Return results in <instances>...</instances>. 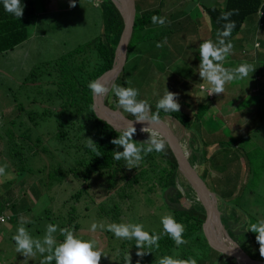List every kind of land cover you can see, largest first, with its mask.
Masks as SVG:
<instances>
[{
  "label": "trees",
  "instance_id": "16d2710c",
  "mask_svg": "<svg viewBox=\"0 0 264 264\" xmlns=\"http://www.w3.org/2000/svg\"><path fill=\"white\" fill-rule=\"evenodd\" d=\"M83 1L87 2V6L100 12L101 22L98 33L54 58L32 64L22 76L21 81L15 83L16 86L6 83V94L10 93L12 96L10 102L14 103L16 108L7 114L2 110V107L0 108V121L7 117L11 125H8L7 120L0 123V144H2L0 152L5 157V162L0 159V165L7 164L8 166L3 178L10 180L14 175L23 177L27 175L26 170L31 172L34 169L29 163L34 155L39 153L37 144L42 141V134L34 126L39 125L46 117L53 116L56 126L53 131L49 130L47 135L51 137L53 151L58 154L59 159L57 164L48 171V174L51 178L60 180L67 173H71L74 178L81 181V186L72 194L75 199H78L83 192L93 199V194L90 191L91 182L99 178L100 184L103 185L102 194L110 195L107 199H110L111 203L109 207H105L103 203L99 205L96 212L98 222H102L100 221L101 216L105 217L109 224L123 222L120 218L123 209L118 201L111 197L113 195L111 192L114 191V194L120 199L131 198L134 186H138L142 188L146 202L155 200L150 195L151 192H154V196L162 200V204L171 213V216L177 222L185 225L184 239L188 241L187 244L177 247L171 237L164 233L163 227L156 228L154 233L161 237L158 241L159 247L143 249V251L151 252H145L142 257L137 255L138 249L135 240L118 239L105 227L102 230L111 241L109 247L104 250V256L106 258L110 256L112 264H127L128 257H130V264H158L159 259L166 255H173L180 259L192 257L197 260V264H237L233 256L221 254L209 245L202 227L205 209L197 198L194 188L178 169L177 161L166 141L165 151L149 153L136 168H129L123 159L119 161L114 159V151H123L122 146L117 147L111 143L112 139L118 138L119 133L116 128L94 113L92 92L88 88V84L112 65L114 50L123 27V19L112 0H76L75 6L80 7V3L84 6ZM172 1L180 3L181 0ZM35 3L36 0H21V4H24L25 7L22 17L18 19L5 11L3 0H0V54L15 49L18 44L33 36L32 25L39 21L38 17L42 18L45 15L44 9L38 10ZM97 3L98 6H96ZM164 4V0H135L136 12L128 43V56L113 84L128 87V63L130 66L132 64L136 66L137 73H146L144 67H139L137 62L134 63V57L139 54L129 53L131 41L134 37L149 33L153 29L161 30L163 28L159 24L152 23L153 15L166 18L175 16L174 14L179 8L168 11L165 10ZM190 7H182L181 11ZM191 8L188 12L185 10V14L192 18L196 10ZM233 9L238 10V14H234L230 18L235 21V28L227 39L232 42L234 47H239L241 33L254 36V31L257 28L261 29L257 37L262 41L263 46L260 47L262 51L259 55L249 56L250 64L254 66L255 70L243 79L244 83L248 84L251 78L255 79L253 75H264V0H218L217 3H204L201 10L207 21L205 23L203 19L194 29L200 32V29L207 26L201 39L211 37V40L213 38L216 40L217 31L222 30L223 23H225L224 21L218 22V18L222 12ZM164 12L167 14H163ZM50 14L54 15L55 13L50 12ZM252 17L255 23L246 29L247 23L245 24V22L251 23L250 18ZM259 21L262 22L261 26H258ZM38 25L39 23L36 24L34 33L36 29L38 30ZM196 38L198 40L199 35ZM187 40L190 41L188 46L192 47L195 39ZM237 59H242H239L238 51L232 52L227 59L228 65H236ZM250 76L252 77L250 78ZM258 80L260 79L257 78V82ZM261 90L251 92L250 94L256 95L249 97V101L241 99V105L244 103L242 107L254 112L251 113L253 117H259L257 118L260 121L258 125L264 120V100L260 102L259 93ZM212 95L208 98L211 99ZM24 98L37 102L36 106L25 109ZM104 100L111 107L117 106L118 98L111 91L108 92ZM147 102L150 105V116L158 115L163 118L165 115H170L190 130L187 144L183 146L180 138L179 141L190 162L201 165L199 171L203 179L205 176L210 181L211 186L207 185L216 194L223 224L231 237L243 248L263 260L264 257H260V246L256 240L257 234L247 230L250 223L264 219V200L260 201L258 192L255 191L257 181L264 177V151L256 142L250 148V145H253L251 142L248 145L251 136H244L255 127L238 134L234 129L231 128L233 131L231 133L228 127H224L225 133L222 132L221 125L213 126L212 113L204 116L208 111L207 105L209 104L205 101L197 102L196 100L193 103L192 118L182 109L179 112L168 113L159 110L157 113L155 106L158 100ZM178 102L180 105L184 104ZM20 111L26 113L24 115L28 117L29 121L18 117ZM126 115L133 117L130 113ZM14 126H17L15 127L17 130L13 128ZM35 130L38 134L32 141L31 134ZM89 138L97 144V149L102 155L96 156L86 146ZM148 138L149 133L142 132L140 129H137L133 135V140L137 144L145 143ZM215 146H217L215 151L208 155ZM241 147L245 156L242 158L243 162L239 156ZM41 150L51 149L42 146ZM38 188V190H42L41 185ZM252 194L255 195L252 196ZM241 201L248 205L245 206ZM6 203L12 208L13 213H16L15 203L9 201ZM25 204L29 203L25 202ZM24 205H22V209L25 210ZM4 207L5 205L1 203L0 232L3 231L1 223L11 216V213L3 212ZM26 207L30 208L31 205ZM45 209H47L44 212L45 215H49V211L52 212L50 207ZM57 215L60 228L68 227L75 231L83 225L75 213L73 204L69 206L66 214L58 213ZM56 236L58 240H63V236L59 232L56 233ZM4 242L6 241L4 240ZM52 264H55V261Z\"/></svg>",
  "mask_w": 264,
  "mask_h": 264
},
{
  "label": "rangeland",
  "instance_id": "374dc122",
  "mask_svg": "<svg viewBox=\"0 0 264 264\" xmlns=\"http://www.w3.org/2000/svg\"><path fill=\"white\" fill-rule=\"evenodd\" d=\"M164 1L165 10L167 9L170 11L171 9H179L174 14L175 16L167 18L171 23L162 26L163 28L161 30L153 29L149 33L139 35L132 39L129 53L133 55L139 54L134 57V63L137 62L139 63V67H144L146 73H137L135 70L136 66L134 64L130 66L128 63V87L131 86L139 90L138 99L150 100L153 102L162 98L167 90L177 93L178 101L184 103L181 105L180 109L187 112L191 118L194 112L192 109L193 103L196 100L197 102L205 101L209 104L207 105L208 111L204 116L212 113L211 116L214 120H212L213 126L217 127V124L221 125V130L224 133V127H228L231 133H233L232 130L234 129L236 134H238L249 131V129L257 126L260 122L259 119L248 117L247 115L250 112L249 109L243 108L242 106L244 103L241 105L240 102L241 99H247L249 101V97L256 95L250 93L256 90L257 86L255 82L257 78H261V76L257 74L256 76L253 75L255 77L253 80L251 78L252 76H250L251 79L248 84L244 83L243 80L241 82L238 80L228 83L225 85V92L217 94V97L215 96L213 100L208 98L210 95H208L206 91V82L204 85L201 84L203 80L199 75V45L204 40H211V37L200 40L203 38L202 35L204 34V30H207V26H204V29L202 28L203 30L200 29V32L194 29V27L203 21L204 18L202 17L203 12L201 6L204 3H209L210 0H181L180 3L172 0ZM83 2L84 6L80 3V7H71L70 0H47L46 7L50 9L47 10L45 8L43 10L45 15L42 18L38 17L37 19H39V21L32 25L33 36H30L29 39L18 44L15 49L4 51L0 54V108L2 107V110L6 114L16 108V105L10 102L12 97L10 93H8V95L6 94V83L16 86L17 82L21 81L22 76L25 75L32 64L38 63L44 59L54 58L98 33L99 23L101 22L100 12L91 6H87V2ZM36 4L42 7L43 0H36ZM190 5L196 10L193 16L191 14L192 18L186 16L185 8L181 11L182 7H190ZM191 7L187 9L186 12L190 11L192 9ZM179 11L181 12L179 13ZM50 12L55 14L52 15ZM163 14H167V12ZM250 20L251 23L248 21L245 22V24L247 23L246 29L248 27L250 28L252 24L255 23L253 17L250 18ZM38 23V30L36 29L34 33L35 26ZM261 24L262 22L259 21L258 26H261ZM259 31H261V29L257 28L254 31V36L248 37L251 41H245L244 47L247 44V47L251 46V49L257 50L259 47L263 46L261 39L257 37ZM198 35L199 39L197 41L196 36ZM189 38L195 39L192 47L188 46L190 41L187 39ZM212 40L216 41L214 38ZM165 41L166 43H164L162 48L156 47L157 42ZM187 47H189V50L185 51ZM245 50L244 48L243 51ZM227 59L223 65L226 68H234L245 62L250 63L249 58H242L241 60L237 59V62H235L236 66H229ZM263 79L264 77H262V80ZM107 94L105 97H107ZM23 95L24 93L22 96ZM36 103L37 102L31 100L23 101L25 109L35 107ZM116 103V107L120 108L118 102ZM121 110L124 114L128 113L123 109ZM24 114L26 113L20 111L18 117L23 118L25 121H29L28 117ZM163 118L180 138L181 142H183V146H185L188 141L190 130L184 127L179 120L170 115H165ZM6 120L7 117L5 120H1L0 123ZM7 123L11 126L8 120ZM55 126L56 124L53 116L46 117L39 125L34 126V128L42 134V141L37 144L39 153L35 154L29 163L34 168L31 172L26 170L25 173L27 175L23 177L14 175L10 180H6L3 176H0V204L3 203L5 205L3 209L4 213H11V216H9L5 222L1 223V229H3V231L0 232V264H39L43 259L39 254L35 258L25 259L23 254L16 252V245L12 237L16 234L21 217L31 220V223L25 225V227L29 230L33 238H42L45 234L46 226L49 223L58 225L60 222L57 214H66L67 209L72 204L75 206L76 215L80 218L81 222H83L82 227L75 230L74 233L83 239L97 240L98 247L103 252L100 264H112L110 256L108 258L104 256V250L109 247L111 240L108 239L104 230L100 228H97L95 232L91 230V225L94 222L100 223L97 221L96 217L99 205L103 203L105 207H109L111 203V200L107 199L110 195L102 194L101 190L103 185L100 184V179L98 178L91 182L90 191L93 194V199H90L85 192H83L78 199H75L72 197V194L81 186V181L74 178L71 173H67L60 180L53 179L48 174V171L52 169L53 165L57 164L59 159L58 154L53 151V141H51V137L49 136V138L47 135L49 134L48 131H53ZM15 127L17 126L13 128ZM255 130H252V133L249 132L244 135L247 137L251 135L248 145H250V142L253 145H250V148L254 146L253 138ZM217 131L218 129L216 128V132ZM36 134H38L36 130L32 132V141L35 140ZM1 145L2 144H0V148ZM42 146H46L51 150H41ZM216 147L217 146L211 149L208 155L213 153ZM261 149L263 148L261 147ZM187 150L189 151V149ZM237 152H239V149H237ZM239 156L240 160L245 157L242 147ZM0 159L5 162V157L2 152H0ZM196 166L198 170H201V165L198 164ZM9 170L11 169L9 168ZM204 180L211 186L210 181L205 176ZM40 185L42 186L41 191L38 190V186ZM255 191L259 193H257L259 200H264V177L262 180L257 181ZM111 193L113 194L111 197L118 201L120 207L123 209L120 215L123 222L142 223L145 230L149 231L150 234L154 233L156 228L163 227L161 223V218L163 216L171 215L162 204V200L154 196V192H151L150 195L155 200L146 202L141 187L134 186L131 198L120 199L114 194V191ZM254 195L255 194H252V196ZM8 201L15 203L16 213H13L11 210L12 208L9 207L7 203L5 204V202ZM25 202L29 204H25ZM241 203L245 206L248 205V203L242 201ZM22 205L25 206V210L24 208L22 209ZM27 205H31V207H26ZM48 207L51 208L52 212L49 211L50 214L45 215L44 212L47 210L45 208ZM100 221L105 225L109 224L105 217L101 216ZM4 240L6 242H4ZM258 255L260 256V254Z\"/></svg>",
  "mask_w": 264,
  "mask_h": 264
},
{
  "label": "clouds",
  "instance_id": "9594fccd",
  "mask_svg": "<svg viewBox=\"0 0 264 264\" xmlns=\"http://www.w3.org/2000/svg\"><path fill=\"white\" fill-rule=\"evenodd\" d=\"M76 0H70V6L75 7ZM3 6L6 12L12 14L20 19L23 15L24 4L21 0H3ZM98 6V3L97 5ZM238 14V10L222 12L219 21H224L222 30L217 31V39L204 40L199 45L200 64L199 75L204 84L206 82V91L209 94H221L225 92V85L231 82L242 80L253 73L254 66L250 63H241L234 68L224 67V62L229 55L232 54L234 45L229 38L235 28V21L230 18ZM152 23L165 26L171 22L163 16H152ZM165 42H157L156 47L162 48ZM88 88L94 96H104L111 91L118 98V105L124 111L130 113L135 117V122H159L158 115L149 116L150 105L146 100L138 99L139 90L134 87H123L112 84L109 86L106 82H101L100 79L89 82ZM178 94L166 91L162 98L156 103L157 113L159 110L168 112H179L181 105L178 102ZM149 127L141 128L142 132L149 133L148 140L143 144H137L133 140V135L137 129L134 123H129L127 126L117 128L119 133L118 138L111 140L113 145L123 148V151H114V159L119 161L123 159L129 168L138 167L143 161L144 157L149 153L163 152L166 148V142L158 131H149ZM97 144L88 139L87 147L91 149L96 156L102 155L98 149ZM7 164L0 165V176L6 174ZM31 220L21 217L20 224L17 228L16 234L12 237L16 245V252L23 254L25 259L35 258L38 254L43 257L39 264H100L103 252L98 247V242L95 239H83L77 236L71 228H60L56 224L49 223L46 226L45 234L42 238H33L25 225L30 224ZM164 233L171 237L176 246L187 244L188 241L184 239L185 225L179 223L171 215H165L161 218ZM112 232L118 239L135 240L137 246V255L143 256L145 252L143 249L158 248L160 235L145 230L142 223H93L91 230L96 231L97 228ZM247 230L256 233V240L259 243V251L264 257V219L255 223H250ZM59 232L63 236V240H58L56 233ZM127 264H130V257L127 259ZM158 264H197L195 258L189 257L187 259L175 258L173 255H166L159 259Z\"/></svg>",
  "mask_w": 264,
  "mask_h": 264
},
{
  "label": "water",
  "instance_id": "95a60500",
  "mask_svg": "<svg viewBox=\"0 0 264 264\" xmlns=\"http://www.w3.org/2000/svg\"><path fill=\"white\" fill-rule=\"evenodd\" d=\"M112 1L122 16L123 27L114 50L112 65L95 78V80L100 79L101 82H106L109 86L113 84L114 79L127 59L128 43L132 34L136 12L135 0ZM104 98L105 95L94 96L92 94V108L97 117L105 120L116 129L127 126L132 122L137 129L149 127V129L158 131L167 142L177 161L178 169L194 188L197 198L205 209V219L202 227L209 245L221 254L233 256L237 264H264V260L253 256L252 253L231 237L221 219L215 192L208 187L197 166L190 162L186 151L179 141V137L171 129L167 121L158 117V123L135 122V117L127 116L118 107L109 106Z\"/></svg>",
  "mask_w": 264,
  "mask_h": 264
},
{
  "label": "crops",
  "instance_id": "0c3cea01",
  "mask_svg": "<svg viewBox=\"0 0 264 264\" xmlns=\"http://www.w3.org/2000/svg\"><path fill=\"white\" fill-rule=\"evenodd\" d=\"M46 1L47 0H43V6L42 7H39V6H37V4H36V8H38V10H41V9H47V10H49L47 7H46ZM65 1V0H64ZM67 1V0H66ZM217 1L218 0H210L209 1V3H217ZM219 1H222V0H219ZM224 1V0H223ZM203 18H204V22L206 23V21H207V19L203 16ZM248 37H250V35L248 34H246V33H241V36H240V40H241V42H239V47H234L233 48V50H232V52H236V51H238V57H239V59H241V58H245V59H248L249 58V56H256V55H259L260 54V51H262V50H260L261 48L259 47V49H251V46L250 47H247V44H246V46L244 47V43H245V41H248L249 42V40L250 39H248ZM208 39V38H207ZM200 40H202V39H200ZM239 40V41H240ZM198 41V40H197ZM251 41V40H250ZM247 42V43H248ZM253 42V41H252ZM189 47H187L186 49H185V51H188L189 49H188ZM246 49L245 51H243V49ZM237 58V57H236ZM225 63V62H224ZM229 66H231V65H229ZM234 66H236V65H234ZM258 77V76H257ZM262 77H264V75L263 76H261V78H258V79H260V80H258V82L256 81L255 82V84H256V90H255V92L256 91H258V89H262L261 90V92H259L260 93V102L261 101H263L264 100V84H263V82H264V79L262 80ZM243 80V79H242ZM242 80H239L240 82L242 81ZM202 84V83H201ZM204 85V84H203ZM215 96L217 97V94H215V93H213V95H212V97H211V99H214L215 98ZM241 103V102H240ZM251 113H253V112H249V114L247 115L248 117H253V115H251ZM257 118H259V117H257ZM256 129V130H255ZM254 130H255V135H254V142H256L260 147H262L263 149H264V120H262V122H261V124L260 125H258V126H255V128H254ZM251 133H252V130L250 131ZM250 133V134H251ZM249 136H251V135H249ZM243 162V161H242ZM241 162V163H242Z\"/></svg>",
  "mask_w": 264,
  "mask_h": 264
},
{
  "label": "built area",
  "instance_id": "2783aa9c",
  "mask_svg": "<svg viewBox=\"0 0 264 264\" xmlns=\"http://www.w3.org/2000/svg\"><path fill=\"white\" fill-rule=\"evenodd\" d=\"M210 96L212 95V94H209Z\"/></svg>",
  "mask_w": 264,
  "mask_h": 264
},
{
  "label": "bare ground",
  "instance_id": "6f19581e",
  "mask_svg": "<svg viewBox=\"0 0 264 264\" xmlns=\"http://www.w3.org/2000/svg\"><path fill=\"white\" fill-rule=\"evenodd\" d=\"M141 130V129H140ZM152 130V129H151Z\"/></svg>",
  "mask_w": 264,
  "mask_h": 264
}]
</instances>
